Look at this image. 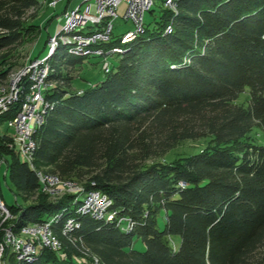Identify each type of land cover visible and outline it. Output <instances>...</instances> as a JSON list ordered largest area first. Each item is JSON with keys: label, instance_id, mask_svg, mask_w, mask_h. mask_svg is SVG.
I'll return each mask as SVG.
<instances>
[{"label": "trees", "instance_id": "trees-1", "mask_svg": "<svg viewBox=\"0 0 264 264\" xmlns=\"http://www.w3.org/2000/svg\"><path fill=\"white\" fill-rule=\"evenodd\" d=\"M151 1V19L131 41L94 45L123 48L96 84L72 89L86 57L55 48L31 168L0 133V159L21 200L0 227L18 234L49 222L59 243L39 247L31 262L5 247L3 264H264V144L251 135L264 133V0ZM37 7L0 0L2 85L19 66L16 51L41 32ZM187 142L196 146L170 158ZM39 171L106 195L116 218L77 213V195L49 198ZM68 219L76 226L64 232Z\"/></svg>", "mask_w": 264, "mask_h": 264}, {"label": "built area", "instance_id": "built-area-1", "mask_svg": "<svg viewBox=\"0 0 264 264\" xmlns=\"http://www.w3.org/2000/svg\"><path fill=\"white\" fill-rule=\"evenodd\" d=\"M57 1L51 0L49 5L53 7ZM122 3L125 4L123 17L133 22L134 29L125 32L119 42L123 45L131 41L141 31L142 16L150 8L151 0H82L73 9L64 12L65 23L47 40V54L31 59L18 71L10 73L6 84H0V115L6 112L11 104L19 103L15 115L4 122L10 134L9 146L14 147L17 159L27 163L30 168L35 148L33 133L42 123L43 113L47 107L45 94L48 89L47 76L50 70L48 58L59 44L66 46L68 54L77 57L121 53L122 46L112 47L104 52L102 48L94 47V45L109 41L112 31L111 18L117 16V8ZM166 4L173 7L170 0H167ZM86 27L88 30L83 32V28ZM103 69L107 71L108 66L104 64ZM23 79L28 84L26 90H23ZM37 175L42 191L52 184H60L73 194L77 195L82 192V188L75 182L61 181L40 171ZM109 206L110 200L106 195L90 190L83 192V198L77 204L76 212L89 215L94 219L112 221L116 217L114 212L108 210ZM10 218L8 207L0 197V226ZM116 221L122 225L121 222L124 220L118 218ZM75 226V221L66 220L64 232L72 230ZM122 228H127V226L122 225ZM0 229H3L0 239V264H3L1 253L5 247L10 248L17 260L26 262L34 259L37 253L36 245L53 251L59 249V243L51 233L49 222L28 225L23 227L18 234L13 233L9 228L0 227ZM93 264H98V262L94 260Z\"/></svg>", "mask_w": 264, "mask_h": 264}, {"label": "rangeland", "instance_id": "rangeland-1", "mask_svg": "<svg viewBox=\"0 0 264 264\" xmlns=\"http://www.w3.org/2000/svg\"><path fill=\"white\" fill-rule=\"evenodd\" d=\"M50 1L51 0H38L37 9L34 12L31 11V14L35 15L34 22L42 28L41 32L35 41L24 44L16 51L17 57L15 59L19 66H17L10 73L18 71L35 56L40 57L47 54V40L49 36L54 35L65 23L64 12L66 10L68 11L73 9L75 6L79 5L82 0H58L53 7L49 5ZM124 12L125 4L122 3L117 8V16L111 18L112 31L110 38L112 39L119 38L125 32L132 31L134 29L133 22L130 19H125L123 17ZM151 17L152 15L148 11H145L142 16V23H148ZM87 30L88 27L83 28V32ZM104 64H106L108 68L114 66L116 64L115 54L106 56L91 55L84 58L82 64L79 66L76 76L72 78V89H84L90 85L100 82L104 77ZM3 132H6L8 137L10 136L5 123L0 124V133ZM251 135L254 137L256 142L264 144V133L254 130ZM9 143H7V146L14 150V147L9 146ZM194 146H196V144L192 142L184 143L178 146L172 153H170L169 156L170 158H175L187 154ZM42 192L47 193L49 198L60 196L63 193L73 194L68 189H64V187L60 184H52ZM14 193L15 192L13 191L7 176L6 165L4 161L0 159V197L6 206L14 205L15 198H17L18 203H21L20 198L15 197ZM76 198L81 200L83 198V193H78ZM158 226L160 228L163 227V218L161 216L158 217ZM172 238V244H177L178 238ZM134 247L136 250L141 251L143 250L144 245L141 241H136ZM38 248V245H36V252L38 251ZM93 262L94 261H91L92 264Z\"/></svg>", "mask_w": 264, "mask_h": 264}, {"label": "water", "instance_id": "water-1", "mask_svg": "<svg viewBox=\"0 0 264 264\" xmlns=\"http://www.w3.org/2000/svg\"><path fill=\"white\" fill-rule=\"evenodd\" d=\"M80 90H78L77 92H79Z\"/></svg>", "mask_w": 264, "mask_h": 264}, {"label": "crops", "instance_id": "crops-1", "mask_svg": "<svg viewBox=\"0 0 264 264\" xmlns=\"http://www.w3.org/2000/svg\"><path fill=\"white\" fill-rule=\"evenodd\" d=\"M67 11V10H66ZM49 35H50V33H49Z\"/></svg>", "mask_w": 264, "mask_h": 264}]
</instances>
